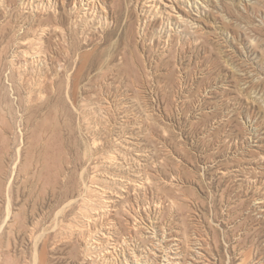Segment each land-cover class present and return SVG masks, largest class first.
Returning <instances> with one entry per match:
<instances>
[{
    "label": "rangeland",
    "instance_id": "1",
    "mask_svg": "<svg viewBox=\"0 0 264 264\" xmlns=\"http://www.w3.org/2000/svg\"><path fill=\"white\" fill-rule=\"evenodd\" d=\"M35 2L0 0V264H264V0Z\"/></svg>",
    "mask_w": 264,
    "mask_h": 264
},
{
    "label": "bare ground",
    "instance_id": "2",
    "mask_svg": "<svg viewBox=\"0 0 264 264\" xmlns=\"http://www.w3.org/2000/svg\"><path fill=\"white\" fill-rule=\"evenodd\" d=\"M35 1H36L35 2L36 5H37L36 7L39 10L41 8L43 9L42 12L43 11L45 12V10L46 11L52 10L51 11L52 15L50 14L47 18H40L39 20H37L36 23H39L40 25H42L46 22V24H55L56 26H59V25H65L71 21H72V23H74V25H90L91 23H94L96 21V19H94V17L92 18V15H90V13L98 16L99 8H101L100 11H104V9H105V6H104L105 0H78V1L73 0L74 1L73 4H72V2H69L68 0H35ZM60 1H61L62 5L60 4ZM67 8L69 9V11H67L69 13L65 12L67 10ZM62 10H64V11L61 12ZM64 12L66 13V16H65ZM69 15L71 16L70 19H69ZM74 15H75V18H73ZM190 15H192V14H190ZM187 16H188V14H187ZM191 17L192 16H190L189 18H191ZM189 18H187V19H189ZM191 19L193 21H195L194 18H191ZM189 23H191V22H189ZM188 27H190V26H188Z\"/></svg>",
    "mask_w": 264,
    "mask_h": 264
}]
</instances>
